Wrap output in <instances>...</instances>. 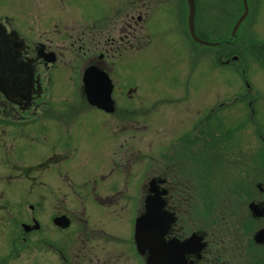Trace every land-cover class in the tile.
Listing matches in <instances>:
<instances>
[{
    "label": "flooded vegetation",
    "instance_id": "af4514ba",
    "mask_svg": "<svg viewBox=\"0 0 264 264\" xmlns=\"http://www.w3.org/2000/svg\"><path fill=\"white\" fill-rule=\"evenodd\" d=\"M102 1V7H85L78 22L35 17L22 25L0 17V264H148L147 253L137 250L135 223L146 211L153 177L167 191L165 210L175 216L165 241L194 238L185 253L187 264H260L249 263L245 252L264 248V192L250 195L248 225L236 224L242 239L226 240L223 232L216 238L211 229L218 226L214 196L198 198L199 191L188 188L197 187L198 180L183 178V171L197 164V153L207 155L210 180L211 155H225L214 145L219 131L211 138L201 133L200 122L210 119L199 115L189 85L157 87L141 95L136 84L118 76L117 71L127 69L122 75L128 78L140 59L154 56L159 63L156 59L166 52L168 5L176 8L175 29L183 37V0ZM236 11L229 8L226 14L232 17ZM24 26L27 34L20 32ZM44 26L49 29L39 28ZM233 27L227 37L221 30L213 42L222 41L218 53L236 61L248 77L246 36L241 25ZM54 43H62L64 50ZM196 50L189 49L190 67ZM60 62L74 70L80 65L81 82L60 81ZM89 67L105 73L97 76L96 93H87L83 82ZM258 91L245 78L243 92L234 95L237 100L213 104V113L238 103L239 114L233 117L257 122L254 111H248ZM94 96L99 104L90 102ZM218 118L222 124L211 128L234 120L223 114ZM167 122L170 131L164 127L160 134L155 128ZM40 140H50L51 147H36ZM204 140L209 146L200 152ZM154 170L159 173L151 175ZM220 197L235 201L239 195ZM199 202L207 203L208 214H198ZM253 221L262 227L251 229Z\"/></svg>",
    "mask_w": 264,
    "mask_h": 264
},
{
    "label": "rangeland",
    "instance_id": "374dc122",
    "mask_svg": "<svg viewBox=\"0 0 264 264\" xmlns=\"http://www.w3.org/2000/svg\"><path fill=\"white\" fill-rule=\"evenodd\" d=\"M102 2V0H0V17L3 15L12 17L15 20H19L22 25H26L23 20L35 17L71 18L78 22V18H80L85 7H102ZM229 8H237L236 14L232 17L226 14ZM248 8V16L241 25V35L246 36V43L248 44V46L244 44L243 54L249 71V78L247 76L242 77L236 61L231 59L226 61L225 58L223 60L227 62L224 63L225 65L219 62L218 57L223 59L222 55H220L221 53H218L223 47V42L217 46L204 44H194L193 46L194 42L185 26L186 22L188 23L189 15L187 0H183L182 3L183 37L182 34L179 36L175 29L177 28L175 6H167L165 16L166 52L161 55V58L156 59L159 63L155 64L154 56L140 59L135 62L128 78V75H122L127 69L117 71L122 81L128 80L129 83L136 84L138 86V94L141 95L146 91L148 92V89L159 91L160 88L157 87L174 88L189 85V98L194 99V102L198 103L200 108L199 115L202 118L206 116L205 118L208 117L210 119V122L209 120L200 122L201 133L208 134L204 135V138L206 136L211 138L210 133L216 134L219 131L214 145L224 152L225 155H216L215 153L211 155L212 160L215 162V164H211V180L208 158L207 155L202 153H197L194 156L193 162L197 161V164L193 169L184 170L183 178L187 177L190 183L191 179L193 182L198 180L199 185L197 187L194 185L192 188L188 187L194 191H199L198 198L214 196L216 199L215 207H218L215 209L214 220L215 222L218 220V226H211V229L214 231L216 238L221 237L219 232H223L222 236L226 240L235 237L232 239L234 241L242 239L235 232L239 231L236 228V224L248 225L246 221L252 218L247 215L250 195H257L260 191L264 192V189L261 190L257 186V184H260L264 187V139H261L257 131L259 130V133L264 136V0H248ZM243 12L244 6L241 0H237V2L234 0H196L195 20L197 22V33L209 40H218L216 37H219L217 35L220 33L222 35L221 30H223V35L227 37L231 33L230 30L236 23V19L238 18L239 20L240 14ZM222 24L224 26L221 29ZM25 27H21L22 30L20 32L27 34V28ZM17 28L20 29V27ZM39 28L41 30L49 29L46 26ZM54 45L60 46V49L64 50L62 43H54ZM256 46L258 48H254ZM192 47L197 49V58L194 65H192L193 67H190L189 49L191 50ZM66 61H69V59ZM59 64V67L64 70L58 77L60 81L81 82V66L79 64L75 70L69 63L64 65L60 62ZM243 78H247L251 86L255 85L259 89L256 102L248 111V114L254 111V114H256V119H254L257 122H251L250 117H247V122H242L240 117H233L235 114H239L238 103L225 105L226 108L222 110L223 112L215 111L213 113V104L216 103L218 106V103L221 100H225V98L230 101L233 99L237 100L238 97L234 98V95L237 96L243 92ZM176 104L179 103L176 102ZM179 105H181L179 107H182L183 103ZM170 109L171 107L167 109L165 114ZM177 110L179 111L180 108H177ZM179 113L176 115L181 117L182 113L180 111ZM220 114L234 120L229 121L226 119L224 125H222L223 128H211L222 124L219 123L220 119L218 116ZM164 127L170 131L168 122L158 125L155 129L161 134ZM155 137L157 138L156 135ZM222 140L224 141L222 142ZM153 142L154 145L158 144L156 139ZM207 146L209 145L204 140V144L200 146V152H204ZM36 147L40 149L51 147V141L40 140L39 145H36ZM221 147L224 148L222 149ZM233 149L235 151L232 152ZM154 157L157 158L158 155ZM157 173L159 171L154 170L151 175H156ZM178 187L180 188V186ZM238 189H241V191L238 192ZM229 193L231 195H239V198L235 201H227L224 199L225 196L220 197V195H229ZM206 204V202L198 203V214L204 215L203 211L205 215L208 214L210 209H205ZM230 222H234L232 227L229 226ZM250 226L251 229L257 227L256 230L262 227L261 222L256 223V221H253ZM260 230H264V228ZM247 238L245 237V239ZM245 253L249 263L258 261L260 264H264V248L259 250L255 248L253 250L246 249Z\"/></svg>",
    "mask_w": 264,
    "mask_h": 264
},
{
    "label": "water",
    "instance_id": "95a60500",
    "mask_svg": "<svg viewBox=\"0 0 264 264\" xmlns=\"http://www.w3.org/2000/svg\"><path fill=\"white\" fill-rule=\"evenodd\" d=\"M243 2L245 12L240 17L236 27L239 26L240 22L245 18L248 12V2L247 0H243ZM188 3L190 6L188 24L191 36L197 42L209 44L208 41L200 39L196 34L195 0H188ZM97 76L101 77L103 76V73L95 68H91L87 71L84 78L87 93H96L95 84L99 83ZM104 80L106 83L108 82L105 78ZM95 98V96L90 98V101L99 104V100H95ZM153 184L154 181H152L151 194L146 199L147 211L137 218L136 221L135 239L137 249L141 254L147 253L148 264H187L185 261V253L190 250V247L195 243L194 238L192 237L184 242H181L178 239L168 242L165 241L164 236L167 233L169 221L170 219H173V217L163 209L165 206V199H163L165 191L154 189Z\"/></svg>",
    "mask_w": 264,
    "mask_h": 264
}]
</instances>
